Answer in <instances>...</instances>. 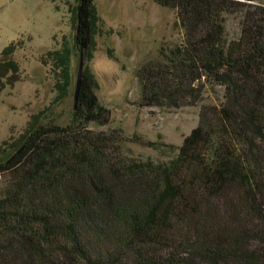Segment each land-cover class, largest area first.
<instances>
[{
    "label": "trees",
    "instance_id": "trees-1",
    "mask_svg": "<svg viewBox=\"0 0 264 264\" xmlns=\"http://www.w3.org/2000/svg\"><path fill=\"white\" fill-rule=\"evenodd\" d=\"M73 1L74 47L89 61L101 19L95 0ZM153 2L184 34L137 69L142 105L196 106L213 85L223 100L201 105L169 160L128 158L120 132L87 127L108 111L85 66L70 124L30 121L0 160V264H264V0ZM230 14L239 34L227 40ZM16 48L1 52L0 92L18 79ZM70 54L64 41L47 53L59 98Z\"/></svg>",
    "mask_w": 264,
    "mask_h": 264
},
{
    "label": "rangeland",
    "instance_id": "rangeland-1",
    "mask_svg": "<svg viewBox=\"0 0 264 264\" xmlns=\"http://www.w3.org/2000/svg\"><path fill=\"white\" fill-rule=\"evenodd\" d=\"M74 4L73 0H0V60L2 50L13 42L17 48L11 57L19 65L17 81L0 92V160L30 121L64 127L72 120L80 57L73 43L70 8ZM95 6L101 30L95 36L92 59H83V69L88 67L93 75L97 84L93 92L108 118L87 127L94 132H120L123 156L165 162L197 126L201 105L223 100V88L207 86L196 106H143L137 69L148 61H164L182 41L184 30L173 10L153 0H95ZM225 17V37L230 40L239 34V17ZM63 41L71 48L70 83L59 98L61 80L47 53L60 49ZM146 141L158 145L148 146Z\"/></svg>",
    "mask_w": 264,
    "mask_h": 264
},
{
    "label": "water",
    "instance_id": "water-1",
    "mask_svg": "<svg viewBox=\"0 0 264 264\" xmlns=\"http://www.w3.org/2000/svg\"><path fill=\"white\" fill-rule=\"evenodd\" d=\"M82 70H83V58L80 55L79 63H78V71H77L76 81H75L74 100H76L77 98Z\"/></svg>",
    "mask_w": 264,
    "mask_h": 264
}]
</instances>
